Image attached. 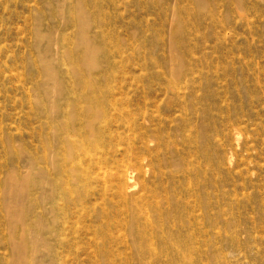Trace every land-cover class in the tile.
I'll return each instance as SVG.
<instances>
[{"label": "rangeland", "instance_id": "1", "mask_svg": "<svg viewBox=\"0 0 264 264\" xmlns=\"http://www.w3.org/2000/svg\"><path fill=\"white\" fill-rule=\"evenodd\" d=\"M80 10L100 46L90 77L123 112L102 156L117 166L122 154L114 152L136 147L129 194L147 184L160 203L144 201L142 217L93 200L88 216L73 218L64 250L40 216V105L49 80L41 33L53 36L71 85L66 68L85 61L69 52ZM11 181L23 182L18 195ZM146 223L164 233L149 232L147 241L139 231ZM151 244L157 256L145 251ZM192 259L264 264V0H0V264Z\"/></svg>", "mask_w": 264, "mask_h": 264}, {"label": "bare ground", "instance_id": "2", "mask_svg": "<svg viewBox=\"0 0 264 264\" xmlns=\"http://www.w3.org/2000/svg\"><path fill=\"white\" fill-rule=\"evenodd\" d=\"M78 17L81 22L79 41L69 52L82 51L85 61L82 67L71 63L66 68V73L72 75L69 77L76 78L69 86L64 85V64L61 62L60 65L53 53V36L41 33L44 45L41 61L49 80L40 105L42 144L37 167V172L41 174L40 216L42 221L51 220L49 232L64 250L71 249L67 232L73 228V218L88 216L97 205L93 200L111 201L139 216L147 213L142 207L144 201L150 202L153 207L160 203L158 193L147 184H142L138 197L129 194L135 188L134 167L139 165L133 158L136 147L128 145L122 153L121 150H116L114 153L122 154L117 166L112 165L109 157L102 156L104 142L113 140L118 135L117 130L111 129V124H121L123 112L116 96L105 90L100 78L90 77L100 65L97 56L100 46L88 35L89 22L83 10H80ZM65 56H69L67 51ZM22 183L11 181L14 195H18ZM100 214L105 215L104 212ZM17 218L18 214H13L15 221ZM148 223L139 227V231L145 232L140 234L142 238L150 241L149 232L164 233L163 229ZM162 239L164 243L167 241L166 238ZM51 249L55 253L52 244ZM191 250L199 252L196 246H192ZM18 251L22 255L24 246H19ZM145 251L157 256L152 244ZM184 257L185 262L191 259L189 256ZM183 260L180 259V263ZM19 261H23L22 256ZM195 262L193 260L192 264Z\"/></svg>", "mask_w": 264, "mask_h": 264}]
</instances>
